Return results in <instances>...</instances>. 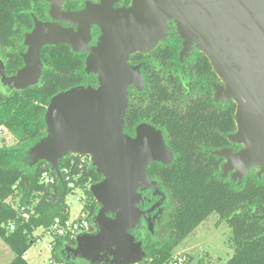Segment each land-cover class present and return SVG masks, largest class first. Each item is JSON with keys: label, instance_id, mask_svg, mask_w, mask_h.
<instances>
[{"label": "water", "instance_id": "1", "mask_svg": "<svg viewBox=\"0 0 264 264\" xmlns=\"http://www.w3.org/2000/svg\"><path fill=\"white\" fill-rule=\"evenodd\" d=\"M44 1L49 21L33 17V28L23 38V67L7 77L0 64V76L16 90L37 86L42 48L64 45L85 54L84 73L96 78V87L75 86L50 99L46 135L28 150L30 165L43 161L58 178L59 161L68 155L87 156L102 178L89 189L99 206L96 232L77 236L75 247L65 248L74 258L89 264L146 259L142 242L131 232L164 199L147 169L169 166L174 155L162 131L147 123L137 125L133 136L125 133L129 90H145L141 65L129 59L165 42L170 24L180 41L179 62L194 50L202 53L221 83L214 86V100L236 106V130L227 139L241 149L212 153L223 160L220 177L239 186L250 170L264 176V0H131L128 7H115L118 0H84L79 12L62 11L65 0ZM92 27L98 37L90 46ZM139 189H152L160 201L140 210ZM258 219L264 225V216ZM146 223L152 232L149 219Z\"/></svg>", "mask_w": 264, "mask_h": 264}, {"label": "trees", "instance_id": "2", "mask_svg": "<svg viewBox=\"0 0 264 264\" xmlns=\"http://www.w3.org/2000/svg\"><path fill=\"white\" fill-rule=\"evenodd\" d=\"M121 1L126 5L129 0ZM47 6L44 0H0V61L7 77L23 67L24 35L32 30L33 17L48 21ZM170 28L165 42L155 50L130 58L133 65H141L145 90H129L125 133L133 136L137 125L147 123L162 131L174 155L169 166L151 164L146 173L166 195L159 223L149 232L142 222L131 235L142 242L144 264H166L175 248L216 214L217 223L224 222L231 231L233 254L224 264H264V225L258 219L264 216V176L250 170L239 186L220 177L223 160L212 153L241 149L227 139L236 130V106L232 101L214 100V86L221 83L202 53L194 50L179 62L180 41L174 26ZM40 61L43 70L37 86L0 91V128L14 139L12 146L0 147V238L13 253L9 264H27L23 257L39 239L35 231L43 233L55 218L62 221L69 215L70 190L64 175L45 186L40 182L43 173L55 177L50 166L43 161L30 165L28 150L46 135V107L59 92L97 84L94 76L84 73V55L64 45L43 47ZM65 169L85 194L84 208L92 224L99 206L89 189L102 178L89 160L82 162L77 155L59 161L61 173ZM10 198L17 203L10 204ZM67 246L75 247V240L53 241L55 264H89L69 257ZM186 259L188 263L190 257Z\"/></svg>", "mask_w": 264, "mask_h": 264}, {"label": "rangeland", "instance_id": "3", "mask_svg": "<svg viewBox=\"0 0 264 264\" xmlns=\"http://www.w3.org/2000/svg\"><path fill=\"white\" fill-rule=\"evenodd\" d=\"M80 1H67L65 6L75 7ZM47 6V11H48ZM1 64V61H0ZM11 88L2 84L0 76V91ZM14 139L11 135L2 130L0 132V147L12 146ZM67 197V206L69 212V219H74L79 210L81 209L82 203L77 202L76 197H80L78 192L73 193ZM10 204L15 205L16 200L10 198ZM218 221L216 214L210 215L204 220L198 227L193 230V233L189 234L188 237L175 248L174 254H179L184 251L189 257L187 264H224L233 254V249L229 245L231 237V231L227 225L222 223H214ZM219 224V225H216ZM41 231L36 230L34 235L40 236ZM49 237L42 236L26 253L25 261L27 264H48L50 258V252L47 250L49 243ZM13 259V253L9 247L0 238V264H9Z\"/></svg>", "mask_w": 264, "mask_h": 264}, {"label": "built area", "instance_id": "4", "mask_svg": "<svg viewBox=\"0 0 264 264\" xmlns=\"http://www.w3.org/2000/svg\"><path fill=\"white\" fill-rule=\"evenodd\" d=\"M1 131H2V129L0 128V132ZM80 157L82 158V162H85L86 159L89 160V162H90V159L87 156H80ZM90 164H91V162H90ZM61 174L64 175V180L68 182L67 187L70 190V192L67 195V197L70 194L72 196H74L73 193L78 192L80 194V197H76L75 200L77 202L82 203V205H81V209L79 210L77 216L74 219L67 218L66 220L61 221L58 218H55L53 220L51 227L48 230L41 233L40 236L37 235L39 239L42 236L49 237L50 241L46 247L47 250L50 252V258L48 260V264H55L53 262V259L51 258V252L53 249V241L55 239L68 238V239L75 240L76 237L79 235L92 233L91 223L88 219V212L84 208V204H85L84 192L80 188L75 187L74 184L70 181V177L68 175V170L65 169V170H63L62 173L60 171V177H61ZM55 178H58V177L56 175H55V177H53L49 173H43L40 176V182L45 186L52 185L55 182ZM67 197H66V203H67ZM13 208H17V206L16 207L14 206ZM23 209H24V207H21V211H23ZM30 212L32 213L33 211L31 210ZM22 218L24 220H27L28 219L27 214L23 213ZM8 228L10 231H13L14 226L9 225ZM39 239L37 241H39ZM26 253H25V255H26ZM25 255L23 257L24 259H25ZM139 264H144V263L141 262ZM166 264H187L186 255L184 253L175 254L172 257V259L169 260Z\"/></svg>", "mask_w": 264, "mask_h": 264}, {"label": "flooded vegetation", "instance_id": "5", "mask_svg": "<svg viewBox=\"0 0 264 264\" xmlns=\"http://www.w3.org/2000/svg\"><path fill=\"white\" fill-rule=\"evenodd\" d=\"M67 1H72V0H65L64 1L63 5H62V11L79 12V11L84 9L85 3H86V1L81 0L78 3L77 6L72 7V6H65L66 5L65 2H67ZM98 2H99V0L93 1V3H98ZM130 3H131V0H129L128 4H126V5L121 0H118V2L115 4V7H128V6H130ZM48 21H49V18H48ZM173 26H174L173 24H170V27H173ZM95 31H98V30L95 27H92V29H91L92 42L90 43V46L95 44L96 38L98 37V35L97 36L94 35ZM168 34H167V36H168ZM161 43H163V42H161ZM83 55H84V59H85V54H83ZM129 63L131 65H133L131 63L130 59H129ZM227 178H229V177H227ZM160 191L162 192L161 188H160ZM138 193H140V195L142 197V201L139 203V208H140V210H142L144 212L149 210L153 205H155L156 203H158L160 201V197L152 196V193H153L152 189H139ZM147 194L149 195V197L146 196ZM162 194L164 196V199H163L162 203L153 212L145 213V215L141 219V223L142 222H146V220L149 219V221L152 224L153 228L159 223V221H160V219L162 217L163 211H164L165 201H166V195L164 194V192H162ZM91 228H92V233L91 234L95 233L96 232V225L94 224V221L91 224ZM72 248H74V247H72ZM67 255L69 257H71L72 259H74V260L77 259V258H74L72 253H70V252H67ZM101 264H107V263H101Z\"/></svg>", "mask_w": 264, "mask_h": 264}, {"label": "crops", "instance_id": "6", "mask_svg": "<svg viewBox=\"0 0 264 264\" xmlns=\"http://www.w3.org/2000/svg\"><path fill=\"white\" fill-rule=\"evenodd\" d=\"M217 221L214 220V223H216ZM216 225H219V224H216ZM195 230V229H194ZM193 233V231H192ZM182 253H184L185 255H187L184 251H182Z\"/></svg>", "mask_w": 264, "mask_h": 264}]
</instances>
